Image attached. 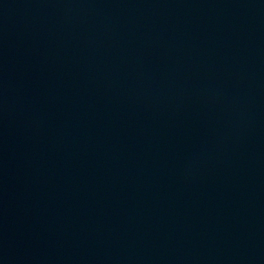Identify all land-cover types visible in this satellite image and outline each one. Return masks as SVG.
Listing matches in <instances>:
<instances>
[{"label":"water","instance_id":"1","mask_svg":"<svg viewBox=\"0 0 264 264\" xmlns=\"http://www.w3.org/2000/svg\"><path fill=\"white\" fill-rule=\"evenodd\" d=\"M33 264H264V0H60Z\"/></svg>","mask_w":264,"mask_h":264}]
</instances>
